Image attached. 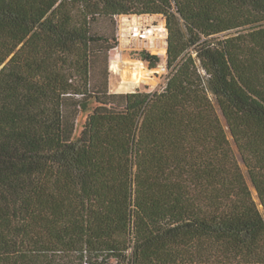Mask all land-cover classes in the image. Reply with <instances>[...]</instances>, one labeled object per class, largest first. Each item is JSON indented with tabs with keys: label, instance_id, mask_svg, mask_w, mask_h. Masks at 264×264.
I'll list each match as a JSON object with an SVG mask.
<instances>
[{
	"label": "trees",
	"instance_id": "16d2710c",
	"mask_svg": "<svg viewBox=\"0 0 264 264\" xmlns=\"http://www.w3.org/2000/svg\"><path fill=\"white\" fill-rule=\"evenodd\" d=\"M121 14L161 90H109ZM0 264H264V0H0Z\"/></svg>",
	"mask_w": 264,
	"mask_h": 264
},
{
	"label": "rangeland",
	"instance_id": "374dc122",
	"mask_svg": "<svg viewBox=\"0 0 264 264\" xmlns=\"http://www.w3.org/2000/svg\"><path fill=\"white\" fill-rule=\"evenodd\" d=\"M116 25L118 45L109 52V90L111 92H128L134 91L135 89L147 91L161 90L164 87L169 74L165 60L167 30L166 32L162 30L163 28L166 29L165 18L161 14H121L116 17ZM164 32L165 36H163ZM142 33H144L145 36H141ZM161 48L165 49L163 54L160 53ZM143 49L160 56V61L157 66L150 68L148 62L140 59L139 52ZM118 59L131 63L141 61L144 68L147 70L145 79L139 84H131L127 87H121L122 78L111 68V62ZM85 116V112L80 114L77 121L75 136L81 129ZM222 120L225 123L224 118H222ZM229 137L231 138V136ZM233 148L240 159V155L234 144ZM241 166L247 175L246 167L242 162ZM248 182L250 184L253 199L258 204L259 209L263 212L257 192L249 179Z\"/></svg>",
	"mask_w": 264,
	"mask_h": 264
},
{
	"label": "bare ground",
	"instance_id": "6f19581e",
	"mask_svg": "<svg viewBox=\"0 0 264 264\" xmlns=\"http://www.w3.org/2000/svg\"><path fill=\"white\" fill-rule=\"evenodd\" d=\"M162 30L166 32L165 28ZM165 32L163 36H165ZM164 51L165 49L161 48L160 53L163 54ZM111 68L122 78L121 87H127L131 84H139L145 79V75L147 73V70L144 68L141 61L131 63L118 59L111 62Z\"/></svg>",
	"mask_w": 264,
	"mask_h": 264
},
{
	"label": "built area",
	"instance_id": "2783aa9c",
	"mask_svg": "<svg viewBox=\"0 0 264 264\" xmlns=\"http://www.w3.org/2000/svg\"><path fill=\"white\" fill-rule=\"evenodd\" d=\"M141 36H145V34H144V33H142V34H141Z\"/></svg>",
	"mask_w": 264,
	"mask_h": 264
}]
</instances>
